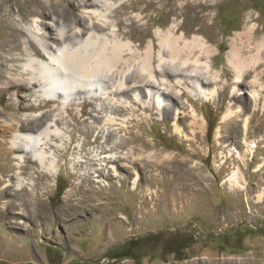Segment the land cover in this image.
Masks as SVG:
<instances>
[{
  "label": "rangeland",
  "instance_id": "rangeland-1",
  "mask_svg": "<svg viewBox=\"0 0 264 264\" xmlns=\"http://www.w3.org/2000/svg\"><path fill=\"white\" fill-rule=\"evenodd\" d=\"M91 21L104 27L98 35L114 34L142 56L153 43L151 70L177 63L158 61L159 32L200 37L207 55L192 59L208 62L209 74L199 65L185 74L210 80L156 72L125 84V76H101L85 103L67 111L53 97L34 107L36 91L0 82V264H264V58L242 69L243 80L231 60L236 42L247 45L244 56L256 53L264 0H0L4 76L12 67L19 77L27 63L7 38L21 31L26 39L38 24L53 37L69 30L64 44L77 49L88 35L74 32ZM52 42L53 50L63 44ZM140 64L129 69L143 76ZM119 84L128 94H117ZM53 122L59 134L45 151L54 153L55 173L14 158L24 155L11 148L15 133ZM95 153L115 161L99 166Z\"/></svg>",
  "mask_w": 264,
  "mask_h": 264
},
{
  "label": "bare ground",
  "instance_id": "bare-ground-1",
  "mask_svg": "<svg viewBox=\"0 0 264 264\" xmlns=\"http://www.w3.org/2000/svg\"><path fill=\"white\" fill-rule=\"evenodd\" d=\"M133 3L134 1L131 2L130 4ZM111 13L114 14L113 16H116L118 14L117 8L112 10ZM92 14H95V12H92ZM80 23L82 29L80 30L78 29L74 33L76 34V36H82L83 34L85 35L87 34L88 36L84 40V42H81L79 48L77 49L69 48L66 44H64V41H66L67 38L70 36V34L68 33L69 30L67 31L65 29L63 31L62 30L58 31L56 33V37H53L52 33H47L45 31H42L38 27L37 23H36L37 25H34L33 35L27 37L26 39L20 38L21 40H19V36L20 37L22 36L21 31L17 33V37H10V39L7 38L6 42H10V43L12 42L13 49L18 48L27 56V63L23 64L22 70L19 71V75H20L19 77L18 76L14 77L15 75L13 76L12 72L16 70L12 67L10 68L8 67L11 72L9 71L7 76H4V73H6V71L8 70L7 67L3 66L4 69L3 70L0 69V82L3 84V88L6 90L9 89L12 90V88H16V90L19 91L22 90L23 92H25L27 96L34 95L36 91L37 94L34 95L35 104L32 105L34 107L40 106L42 103L46 104L48 100L45 99L47 98L50 99L49 97H53L52 101H55L57 103L58 108L63 111H67L68 109H72L70 107L75 108L77 104L81 105L82 103H85L84 102L85 100L84 101L81 100V99H85L84 98L85 91L90 92L92 91L90 89H92L94 85L96 84L101 85L96 80V78L101 76H105L108 77V79L113 80L114 77L122 75V77L125 76L124 77V79L126 80L125 84L131 83L137 78H139V81H146L148 80L147 78L153 79L156 72L164 73L165 76L181 75L186 80L195 79L197 83L200 85L207 83L206 80L204 81L205 78L208 80V82L210 80V77L208 78L207 76H204L202 78L201 75L185 74V72L188 71L187 68L190 65L203 66L204 73L209 74L210 65L208 62H200L198 60L200 55H198L199 56L198 58L196 57L192 59V57H194V54L196 52H200L201 55L203 54L207 55L206 53L208 52L207 46L205 45V42H203L200 39V37L199 39L194 38L192 41H189L186 40L184 36H177L174 32L171 31H167L165 34L159 32L157 36L160 39L159 47L161 50L159 51L158 54V61L161 62L163 60V56L167 55L168 56L167 58L169 59L170 62L177 61V63L174 65L169 64L168 66L169 69H167L166 71L164 69L161 70L162 64L160 65V63H159V65L161 66L160 69L151 70V64L153 61V49H154L153 43L147 45L146 49L144 50L145 52L143 53L142 56V54L137 53L138 49L133 48L129 42H121L120 40L117 39V37L113 33H112L113 34L112 38H109L110 40H108L107 38H103V36L98 35L97 33L99 31L104 30V27H102L100 24L95 23L93 21L88 23L86 22H80ZM173 26L170 27L172 28ZM172 30H174V28ZM96 31L98 32L96 33ZM177 31L178 30H176V32ZM54 40L58 42L60 41V43L63 41V44L60 47H57L58 49L54 48L55 50L52 49V44H51L53 43L52 41ZM239 45L240 44L237 42L236 44L233 45V50H232L233 53L231 55V60L238 62V67H239L238 71L240 73L237 75V79L243 80L244 78L242 79V74L244 73H242V69L245 66H248V64H252L253 66H255L260 61V57L264 58V49H263L264 38L262 39L261 42H259V45L256 49V53L252 57H246L243 55L242 50H244L247 47L245 43L242 42L241 46ZM167 58L164 57V59ZM14 60L15 59L9 60V58L4 57L5 62L7 61L13 62ZM137 62L141 63L139 67L141 69L140 72L143 73V76L139 75L140 73L137 74L138 73L137 71H134V73H132L131 70L129 69L132 65L135 66ZM125 66H127L128 69L123 71V68H125ZM178 83L180 84L181 82ZM238 83H240V81ZM146 85L149 86L151 84L149 83ZM85 87H88V89ZM118 87L119 88L117 89L118 90L117 94L119 93H121L122 95L128 94V91H125L123 90V88H121L122 84H119ZM135 87L137 86L135 85ZM138 87H140V85ZM129 89L130 91L132 90V88H128V90ZM96 90L99 91L98 89ZM257 93L259 96L258 91ZM69 94H72L73 98L75 99L67 101ZM167 95H169V93ZM92 97L94 100H101L100 98H97L95 96ZM254 101L257 102V98ZM109 107L110 106H108V108ZM104 108L102 106L96 107L94 108V111L99 114L105 110ZM157 109L160 110L161 108H157ZM163 109L165 111L168 110L162 107L161 110ZM118 110H119L118 108H114L113 112L114 113L116 112L115 114L120 115L118 114ZM124 110H131V108H127ZM32 116L34 117V115ZM41 117H43V115L40 116L39 118H35V121H41ZM13 118L14 117H12V119ZM54 118H55L54 121L61 119V117L58 119L55 116ZM43 124L40 128L34 127L32 132L29 133H15L11 141V148L13 150L20 149V151L24 154V155L21 154L14 155V158L17 159L20 163L34 161L40 164L41 168H43L42 171L53 174L57 171L55 165L56 159L53 151H49V152L45 151L47 148L45 144L46 141H50L49 138L51 136L53 135L55 136L59 134V129L57 128L56 123L53 124V126L55 127L53 129H52V125H50L49 127H45ZM43 145L44 147H42ZM95 154L97 157L94 160L95 162L99 163V166L103 165L101 162L102 160L104 161L105 159H108L109 161L110 160L115 161L113 157L107 155L103 157L99 155L98 157L97 153ZM47 159H50L49 167H46L45 165L46 164L45 162L48 161ZM98 169L102 170V168L100 167ZM84 178H85V174H84ZM23 183L25 182L20 181L17 186L21 187ZM6 186H10V184H7ZM261 196L264 197V195L260 194L258 196V199H260Z\"/></svg>",
  "mask_w": 264,
  "mask_h": 264
}]
</instances>
